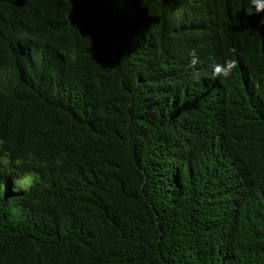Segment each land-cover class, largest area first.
<instances>
[{"label": "trees", "instance_id": "obj_1", "mask_svg": "<svg viewBox=\"0 0 264 264\" xmlns=\"http://www.w3.org/2000/svg\"><path fill=\"white\" fill-rule=\"evenodd\" d=\"M246 4L0 0V138L41 177L0 181V264H264V26Z\"/></svg>", "mask_w": 264, "mask_h": 264}, {"label": "clouds", "instance_id": "obj_2", "mask_svg": "<svg viewBox=\"0 0 264 264\" xmlns=\"http://www.w3.org/2000/svg\"><path fill=\"white\" fill-rule=\"evenodd\" d=\"M247 16H256V28L259 31L264 26V0H247V4L242 8ZM200 63L195 49L188 51V62L186 71L191 70L193 79H199L200 74L196 71V66ZM211 67V79L218 81L228 80L234 76V70L238 68L236 58H228L222 62L213 61ZM37 163L35 155L28 152L16 151L12 144L0 138V181L3 186L11 181L12 191L15 193H28L40 183L41 177L35 169Z\"/></svg>", "mask_w": 264, "mask_h": 264}]
</instances>
